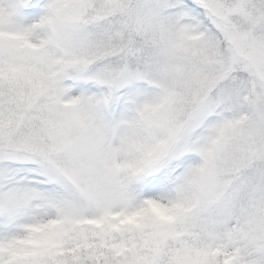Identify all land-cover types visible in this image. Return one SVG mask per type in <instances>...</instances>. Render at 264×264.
Returning <instances> with one entry per match:
<instances>
[{
  "label": "snow or ice",
  "instance_id": "obj_1",
  "mask_svg": "<svg viewBox=\"0 0 264 264\" xmlns=\"http://www.w3.org/2000/svg\"><path fill=\"white\" fill-rule=\"evenodd\" d=\"M0 264H264V0H0Z\"/></svg>",
  "mask_w": 264,
  "mask_h": 264
}]
</instances>
